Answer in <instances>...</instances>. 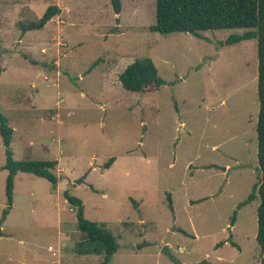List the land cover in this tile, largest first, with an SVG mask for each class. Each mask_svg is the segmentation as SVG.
I'll list each match as a JSON object with an SVG mask.
<instances>
[{
    "label": "rangeland",
    "instance_id": "374dc122",
    "mask_svg": "<svg viewBox=\"0 0 264 264\" xmlns=\"http://www.w3.org/2000/svg\"><path fill=\"white\" fill-rule=\"evenodd\" d=\"M118 3L115 14L112 0H0L10 150L15 160L57 161L58 177L53 188L16 174L0 264L102 262L75 253L83 234L65 191L115 238L108 264H172L160 247L138 250L144 241L166 244L182 264H260L259 199L240 205L259 176L256 40L223 43L243 29L152 33L156 0ZM49 6L60 12L43 30H21ZM142 58L165 84L125 91L119 74ZM4 163L0 137V218Z\"/></svg>",
    "mask_w": 264,
    "mask_h": 264
},
{
    "label": "trees",
    "instance_id": "16d2710c",
    "mask_svg": "<svg viewBox=\"0 0 264 264\" xmlns=\"http://www.w3.org/2000/svg\"><path fill=\"white\" fill-rule=\"evenodd\" d=\"M115 14L120 13L118 0H112ZM60 12L57 6H49L42 17L25 26H20L25 33L42 30L47 22ZM243 29L241 35L230 36L223 43H233L255 39L257 47V96L259 110L256 122L257 134V163L258 182L253 187L248 198L240 204H248L258 197L256 209V242L260 249V264H264V0H156L155 23L148 27L152 33L167 35L172 33H198L209 30ZM222 43V44H223ZM2 53L0 52V75L2 73ZM96 65L92 64L91 68ZM121 87L132 93H147L157 90L165 82L159 77L157 69L150 58L136 59L119 74ZM13 129L7 118L0 111V137L5 147V163L2 167L7 171L5 196L7 208L3 210L0 224L9 214L12 205L14 177L17 173L32 174L47 180L53 188L58 183L54 173L57 161L15 160L10 150ZM114 159H109L103 166L108 169ZM64 200L73 208L77 229L82 233V241L75 246L78 255L103 256L100 264H108L116 253L118 245L113 235L97 222L90 221L84 216L82 202L71 196L67 191L63 193ZM236 214L232 219L235 220ZM232 221V222H233ZM235 246L234 243H232Z\"/></svg>",
    "mask_w": 264,
    "mask_h": 264
},
{
    "label": "water",
    "instance_id": "95a60500",
    "mask_svg": "<svg viewBox=\"0 0 264 264\" xmlns=\"http://www.w3.org/2000/svg\"><path fill=\"white\" fill-rule=\"evenodd\" d=\"M83 178H81L80 180L76 181L77 184H80L82 182ZM160 247V253L162 255H164L165 257L168 258V260L172 263V264H182L179 262V260H177V258H175V256L171 253L169 247L166 244H163L162 242H153V243H148V242H142L141 244H139L137 246V249L140 250L141 248L144 247Z\"/></svg>",
    "mask_w": 264,
    "mask_h": 264
},
{
    "label": "crops",
    "instance_id": "0c3cea01",
    "mask_svg": "<svg viewBox=\"0 0 264 264\" xmlns=\"http://www.w3.org/2000/svg\"><path fill=\"white\" fill-rule=\"evenodd\" d=\"M50 21H51V20H50ZM50 21H49V22H50ZM47 23H48V22H47ZM47 23H46V24H47ZM45 26H46V25H45ZM45 26H44V27H45ZM43 29H44V28H43ZM43 29H42V30H43Z\"/></svg>",
    "mask_w": 264,
    "mask_h": 264
}]
</instances>
